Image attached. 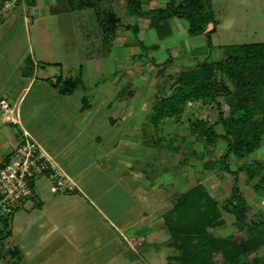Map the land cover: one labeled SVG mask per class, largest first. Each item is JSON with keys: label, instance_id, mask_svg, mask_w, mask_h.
I'll use <instances>...</instances> for the list:
<instances>
[{"label": "crops", "instance_id": "obj_1", "mask_svg": "<svg viewBox=\"0 0 264 264\" xmlns=\"http://www.w3.org/2000/svg\"><path fill=\"white\" fill-rule=\"evenodd\" d=\"M140 1L141 16L127 0H20L5 13L0 5V100L10 102L17 119L4 120L0 107V165L26 131L77 186L36 189L0 239V264H107L145 241L151 217L156 229L165 227L166 171L155 172L156 157L141 152L159 148L167 125L176 127L189 105L204 103L188 100L182 113L154 124V104L172 91L161 90V77L151 74L195 67V51L207 43L178 15L150 25L147 11L169 0ZM119 9L139 21L124 22ZM69 10L84 20L77 34L87 37L84 44L70 42ZM75 77L83 86L73 92L53 86Z\"/></svg>", "mask_w": 264, "mask_h": 264}, {"label": "trees", "instance_id": "obj_2", "mask_svg": "<svg viewBox=\"0 0 264 264\" xmlns=\"http://www.w3.org/2000/svg\"><path fill=\"white\" fill-rule=\"evenodd\" d=\"M5 0H0L2 6ZM127 9L136 16L146 13L140 0H127ZM150 25H155L170 16L184 17L190 34L205 33L210 45V35L217 28V20L210 0H169L164 7L149 9ZM120 22V18L118 17ZM137 33L138 25H134ZM176 88L160 98L153 106L151 120L158 124L161 119L177 116L184 110L188 100L217 99L228 93L231 110L226 115L216 100L217 117L214 122L195 121L196 132L201 134L205 145L225 142L219 161L234 174L232 189L220 204L211 196L201 182L184 192H179L173 204L164 212V224L171 238L170 246L181 251L179 264H264V218L247 220L249 205L241 191L238 171L229 167L230 154L243 157L254 152L264 136V42L230 44L221 58L203 59L195 67L177 72ZM232 83V87L229 82ZM53 86L62 92H73L83 86L77 77L65 80L57 78ZM224 90H226L224 92ZM220 122L223 132H218L214 123ZM249 180H255L254 190L264 196V165L255 160L253 165L240 167ZM234 217L237 226H248L251 238L239 242L231 236H219L212 229L222 224V211ZM11 217L0 215V239L9 236ZM264 250V249H263ZM261 254H257V253Z\"/></svg>", "mask_w": 264, "mask_h": 264}, {"label": "rangeland", "instance_id": "obj_3", "mask_svg": "<svg viewBox=\"0 0 264 264\" xmlns=\"http://www.w3.org/2000/svg\"><path fill=\"white\" fill-rule=\"evenodd\" d=\"M46 1L49 4L50 0ZM58 5L60 7V2ZM210 5L217 20V28L210 35V45L208 44L205 33L199 35V38L207 43L205 48L200 47L195 51L197 56L200 55V61L206 58L210 60L221 58L225 53V48L230 44L264 42V0H210ZM60 12L59 18L62 15V10ZM76 13L77 11L73 12V10L64 13L67 16L65 20L70 23V26L67 24V28L72 33H75V35L73 34L74 36H71L70 42L73 43L78 40L76 42L84 44L87 37L80 36L79 38V35H77L79 32L78 27L84 20L80 22ZM118 13L124 22L130 20L135 22L139 21L137 17L124 14L123 10L119 9ZM70 18L71 21H69ZM83 39H85L84 42ZM185 43L186 40L181 45ZM200 49H203L202 54L199 52ZM145 56L146 54L141 57L143 61L146 59ZM151 75L153 77H161V90L167 91L168 93V91H174L176 88L175 80L177 72L174 69L155 68ZM229 84L231 87L233 86L231 82ZM229 96L228 93H223L216 99L219 100L221 108L226 115L231 110L230 105H228ZM216 100L209 99L207 103L203 102L204 106L189 105L188 107L192 109H185V112L176 120L178 124L176 127L175 125H167L169 131H166L165 135L160 137L163 140L159 148L155 147L154 151L150 150V152H144L145 149H143L141 152L147 159L151 157V153L156 157V159L153 158V161H151V166H156L155 172L158 170L160 172L166 171V177L164 176L165 178L163 177L161 181V185H164L166 188V209L173 204L179 192H184L199 182L205 185L211 196L217 198L220 204L232 189V182L235 176L226 170L218 160L223 153L225 142L219 139L216 145H205L200 138L201 134L195 130L197 126L195 121L201 119L208 120L209 123L215 121L217 117ZM147 123H149V127L145 126V131L151 133L152 126L150 124L152 122L148 120ZM214 124L218 132H223V127L220 122ZM158 149L160 151L159 153ZM255 160L261 161L264 165V136L263 143L254 152L243 157H236L233 154H230L228 157L230 169L238 171L237 178L241 191L249 205V210L246 213L247 220L249 221L257 220L259 216L264 218V196L254 190L256 179L249 180L245 170L240 168L245 164L253 165ZM50 184V180L43 175L34 179L35 191L36 189H40L39 187L41 186L48 187L49 189ZM156 204L157 199H155L154 205ZM149 221L151 230L145 235V241L138 244L133 243L132 249L128 250L125 257L124 255H118L117 258L109 259L107 264L180 263L179 257L181 258V251L167 244L171 238L168 229L165 227L156 229L157 220L154 217H151ZM160 222H163V220ZM160 222L158 223L161 224ZM132 230L134 229L126 230V233L129 234ZM212 231L219 236H231L239 242H245L253 235V232L248 226H237L234 222V217L224 210L222 211V224L214 227ZM263 249L260 252L264 253ZM260 252L257 254H261Z\"/></svg>", "mask_w": 264, "mask_h": 264}, {"label": "built area", "instance_id": "obj_4", "mask_svg": "<svg viewBox=\"0 0 264 264\" xmlns=\"http://www.w3.org/2000/svg\"><path fill=\"white\" fill-rule=\"evenodd\" d=\"M20 0H5L3 13ZM4 120L16 122L7 99L0 100ZM46 176L53 191L74 190L76 183L45 149L25 131L12 156L0 165V213L11 217L17 210L28 207L36 198L34 179Z\"/></svg>", "mask_w": 264, "mask_h": 264}]
</instances>
